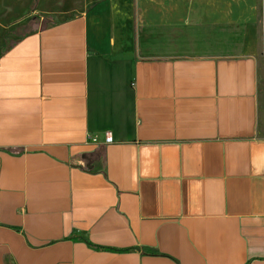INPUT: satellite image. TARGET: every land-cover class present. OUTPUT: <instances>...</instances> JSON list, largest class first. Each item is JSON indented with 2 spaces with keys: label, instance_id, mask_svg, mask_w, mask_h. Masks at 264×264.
<instances>
[{
  "label": "crops",
  "instance_id": "obj_1",
  "mask_svg": "<svg viewBox=\"0 0 264 264\" xmlns=\"http://www.w3.org/2000/svg\"><path fill=\"white\" fill-rule=\"evenodd\" d=\"M195 1L0 0V264H264L256 57Z\"/></svg>",
  "mask_w": 264,
  "mask_h": 264
},
{
  "label": "rangeland",
  "instance_id": "obj_2",
  "mask_svg": "<svg viewBox=\"0 0 264 264\" xmlns=\"http://www.w3.org/2000/svg\"><path fill=\"white\" fill-rule=\"evenodd\" d=\"M195 2L198 3L199 8L209 7L213 12L218 13L220 20L228 19L234 22L236 38L250 40L257 61L260 94L264 102V0H196ZM30 29L29 25L27 32Z\"/></svg>",
  "mask_w": 264,
  "mask_h": 264
},
{
  "label": "built area",
  "instance_id": "obj_3",
  "mask_svg": "<svg viewBox=\"0 0 264 264\" xmlns=\"http://www.w3.org/2000/svg\"><path fill=\"white\" fill-rule=\"evenodd\" d=\"M105 141L106 142L112 141V135L110 132L105 133Z\"/></svg>",
  "mask_w": 264,
  "mask_h": 264
}]
</instances>
